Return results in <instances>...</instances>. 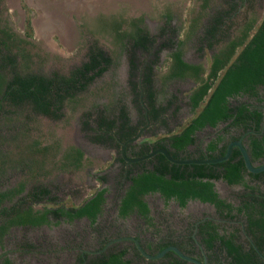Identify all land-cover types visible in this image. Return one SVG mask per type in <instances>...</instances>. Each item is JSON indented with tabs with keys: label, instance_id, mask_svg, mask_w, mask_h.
<instances>
[{
	"label": "trees",
	"instance_id": "1",
	"mask_svg": "<svg viewBox=\"0 0 264 264\" xmlns=\"http://www.w3.org/2000/svg\"><path fill=\"white\" fill-rule=\"evenodd\" d=\"M221 17L215 18L216 23H219ZM169 18L170 16L167 22ZM97 21L96 32L110 36L114 51H108L94 40L88 46L85 59L66 72L56 69L43 71L39 67L42 61L39 50H33L31 47L33 44L30 39L31 31L28 30L21 35L0 22L2 141H7L11 137L16 140L27 130L29 120L39 115L59 119L68 108L71 111L81 109L83 129L90 131L89 137L92 141L101 143L111 141L118 145L119 141L133 135L145 121L140 96L147 105L151 119L156 118L160 110L167 108L166 105L156 107L157 90L152 79L153 66L158 62L159 53L164 48L170 49L167 53L169 72L162 77L189 75L197 80L189 95L194 114L181 130L170 134L171 147L176 151L183 149L187 143L194 140L193 130L206 124L216 125L229 118L231 119L228 125L246 128L252 124L254 128H260L261 110L249 107L244 101L230 106L229 98L247 93L262 99L258 95L257 87L264 85V11L256 25L254 18L247 21L240 29V34L213 54L206 76L201 75L204 70L201 64H193L182 58L179 46L182 40L176 41L174 36L164 38V34L167 33L165 25H162L157 35L150 33L143 25L141 16L126 18L121 13H112L100 15ZM216 27L217 25L209 31L214 32ZM159 35L162 39L160 41L157 40ZM122 53L128 61L129 92L132 94L130 100L134 103L136 111L134 117L123 99V90L119 91L116 87V81L107 84L104 100L88 99L89 93L96 92L91 88L92 84L108 69L116 68ZM112 73L115 74L114 70ZM139 74L141 89L136 79ZM129 92L124 91V95H128ZM18 119H21L20 122ZM39 143L37 139L28 142L26 147L28 154H23L22 147L17 155L0 149V244L10 226L48 221V212L69 218L85 215L94 220L101 210L106 186L96 187L80 204L70 208L43 206L35 209L31 204L23 207L25 204L23 198L26 194L22 192L26 181L21 178L13 183L4 182L8 181L10 175L8 170L11 168L17 171L26 169L30 171L31 176L46 173L44 164L48 146H38ZM249 145L254 157L264 152V127L262 137L251 136ZM214 147L215 143L208 146L209 149ZM176 151H172L171 154L178 157ZM38 152L42 155L39 158L36 156ZM237 154L238 151L221 161L222 171L214 172L206 163H175L159 153L156 155L158 164H154L153 167L143 166L140 171L130 176V184L121 198L120 212L126 214L135 207L139 212L146 214L148 206L143 194L150 191H159L166 198L175 197L181 205L187 198H198L213 202L219 207L227 206L229 204L218 197L214 189V178L222 176L228 183L243 180L244 163L242 158L235 159ZM61 158V165L74 167L82 164L84 160L83 151L74 145L63 150ZM188 167H192V170L187 169ZM49 193L50 189L39 182L33 183L32 189L28 191L35 200ZM17 195L16 201L12 202ZM5 201L10 204L2 205ZM259 204L264 206V202ZM259 212L263 213V210ZM251 222L255 225L256 220ZM259 222L261 224V218ZM225 244L233 256H246L238 246L227 241ZM0 264H11V259L9 256H0ZM108 264L125 262L113 257L108 260Z\"/></svg>",
	"mask_w": 264,
	"mask_h": 264
},
{
	"label": "flooded vegetation",
	"instance_id": "2",
	"mask_svg": "<svg viewBox=\"0 0 264 264\" xmlns=\"http://www.w3.org/2000/svg\"><path fill=\"white\" fill-rule=\"evenodd\" d=\"M168 16L169 14L165 15L166 21L163 24L167 27L165 29L167 33L164 34V38L174 36V39L178 41L180 39L176 38L175 34L173 35L174 31L166 23ZM214 17L216 18L217 16ZM215 18L209 28H206L204 31V35L209 36V39H214L217 33V30L214 32L209 31L217 25ZM143 25L146 26L144 18ZM241 28L238 29L237 33L232 34L228 40L219 43L216 48L206 46L210 49L208 63L198 60L197 57H190L188 59L184 55L185 51L181 43L179 46L182 50V58L193 64H201L204 68L201 75L206 76L210 69L209 65L213 54L217 53L228 41L240 34ZM149 31L152 33L151 30ZM251 32L252 30H250ZM152 34L158 35L159 32ZM239 47L237 46V48ZM167 61V65L158 74L156 70L159 64L155 63L152 75L157 90L155 105L157 108L161 105H166L167 108L160 110L156 118L151 119L148 114L147 105L142 101V96H140V101L145 111V121L139 125L133 135L119 141L118 157L112 163L110 174L107 173L105 175L107 181L112 182L111 186L105 184V181L99 177L103 184L98 187L106 186V189L103 191L104 198L101 203V210L97 213L95 219L90 220L85 215L69 218L62 214L56 215L48 212V221L39 224L25 223L22 225H12L9 227L7 233L17 226L48 228L50 225L64 224L68 235L71 234L74 239L79 235L83 244L78 246L75 244L73 246L75 253L65 257L64 261L60 260L61 264H108V260L113 257L120 258L125 264H199L196 260L205 264H264V206L259 204L260 202H264V169L259 171L249 170L236 144L233 145L232 151L227 158L238 151L235 159L242 158L243 160V180L228 183L222 176L214 178V189L218 197L222 198L229 205L219 207L213 202L198 198H187L185 203L181 205L175 197L166 198L159 191H150L143 194V199L148 206L146 214L139 212L135 207L126 214L120 212L121 198L130 184V176L140 171L143 166L153 167L154 164H158L156 155L159 153L163 154V152L158 150L151 156L138 160L129 161L127 158L144 155L159 147H165L170 153L172 151L175 152L176 149L171 147L172 139L169 138L170 134L181 130L193 115L183 125H177L169 129L166 124H170V117H174V112L177 113V103H181L183 108L181 113L177 115V119L181 120L191 113L194 114L189 97L192 87L187 90L185 100L181 101L179 99L181 94L176 91V86L178 82L182 81H190L193 84L192 86H195L197 80L189 75L170 78L162 77L169 72V60ZM137 81L140 86V74L137 77ZM166 83L168 86L165 87ZM170 85H174V87H170ZM257 92L262 99L242 93L229 98V105H236L240 101H244L249 107H257V109L261 110L262 120L259 129L254 128L252 124L246 128L228 125L231 118L226 121H220L216 125L206 124L193 130L192 136L194 140L187 143L183 149L176 151L178 157L213 158L221 156L226 152L228 144L231 141L240 139L247 150L251 163L254 166L264 164V152L254 157L249 145L251 136L262 137L264 127V85H259ZM132 116L134 117V115ZM148 130L151 131L149 137L155 138L148 139L141 137ZM138 132H140L139 136L130 140ZM159 132L163 133L157 136ZM91 143L97 145L115 144L111 141L103 143L92 141ZM210 143H215L213 149L208 148ZM123 144L125 157L121 149ZM80 149L82 150L83 148L80 147ZM82 151L83 158L85 159L84 149ZM225 159L203 163L211 166L214 172H219L222 171L223 167L220 162ZM187 169L192 170V167H188ZM98 176L101 175H97L96 177L98 178ZM230 185L236 188L227 187ZM48 188L50 189V187ZM31 189L32 187L28 189L25 186L22 193L30 195L28 191ZM15 198H18V195ZM3 204H8V201L3 202ZM27 205L24 204L23 207ZM59 206L65 208L73 207L64 205L49 207L55 208ZM258 210H263V213H260ZM104 214L106 216L101 219V216ZM259 218H261V224ZM252 220H256L255 225L251 222ZM69 232L71 233L69 234ZM6 234L3 235V240ZM3 240L2 244H0V256H9ZM226 241L238 246L246 256H233L234 254L228 251V247L225 244ZM172 245L195 260L182 256L170 248ZM163 249L165 251L159 254ZM11 264H13L12 261Z\"/></svg>",
	"mask_w": 264,
	"mask_h": 264
},
{
	"label": "rangeland",
	"instance_id": "3",
	"mask_svg": "<svg viewBox=\"0 0 264 264\" xmlns=\"http://www.w3.org/2000/svg\"><path fill=\"white\" fill-rule=\"evenodd\" d=\"M263 11L264 0H1L0 22L21 35L31 31V47L39 50L42 57L39 67L43 71L56 69L66 72L85 59L88 46L94 40L108 51H114L110 36L96 32L100 15L121 13L126 18L141 16L145 19L147 28L152 33H158L166 21L165 15L169 14L168 27L174 31L176 38L182 40L184 55L188 59L197 57L198 60L208 63L210 49L207 47L216 48L219 43L237 33L251 18H255L256 25ZM214 16L222 17L217 23L214 39H209L204 31L212 24ZM48 18L51 22L47 28L43 26L42 20ZM159 36L158 41L162 40ZM167 53V48L159 53L157 74L167 65ZM127 62L125 54H120L116 68L108 69L92 84L91 88L96 92L89 93L88 99L104 100L107 84L116 81L119 91L123 90V99L131 114L135 115L134 103L130 100L132 94L129 92ZM113 70L115 74L112 73ZM192 85L190 81L178 82L176 91L181 94V101L185 100L187 90ZM124 91L130 95H124ZM176 106L177 113L174 112V117L169 119L170 124H166L169 129L183 125L193 115L191 113L181 120L177 119L183 108L181 103ZM80 110L71 111L66 108L65 114L59 119L39 115L28 121L27 130L16 140L13 137L7 141L0 139V149L15 155L21 147L23 154H28L27 144L34 139L40 141L38 146H48L44 164L46 173L31 176L26 169L8 170L9 179L4 184L23 178L28 189L35 182L50 187L48 196L44 195L38 200L31 195H24L25 204H31L35 209L56 205L75 206L103 184L99 177L111 186L112 182L107 181L105 175L110 174L112 163L118 157L119 147L116 144L91 143L90 131L83 129ZM20 120L18 119L19 122ZM149 131H145L141 137L155 138L149 137ZM162 133H157V136ZM70 145L84 149L85 159L77 167L60 164L63 150ZM36 156L39 158L42 155L38 152ZM97 175L101 176L97 178ZM227 187L236 188L231 185ZM105 216L102 215L101 219ZM3 241L13 264H61L60 260L64 261L65 257L75 253V244H83L79 235L76 239L71 234L68 235L66 226L61 223L48 228L13 227Z\"/></svg>",
	"mask_w": 264,
	"mask_h": 264
},
{
	"label": "water",
	"instance_id": "4",
	"mask_svg": "<svg viewBox=\"0 0 264 264\" xmlns=\"http://www.w3.org/2000/svg\"><path fill=\"white\" fill-rule=\"evenodd\" d=\"M139 133L138 132L135 136L131 137L130 140H133L135 138H137L139 136ZM236 144L238 145L241 153H242V156H243V159H244V162H245V165L246 167L249 169V170H252V171H259V170H262L264 169V164H261V165H258V166H254L251 161H250V158H249V155L247 153V150L245 149L243 143L241 142L240 139H237L235 141H231L229 144H228V147L226 149V152L221 155V156H217V157H213V158H181V157H175L173 156L169 150H167L165 147H159L157 149H154L144 155H141V156H138V157H134V158H127L129 161H132V160H138V159H142V158H146L148 156H151L153 153H155L156 151H161L163 152V154L165 155V157L172 161V162H175V163H203V162H215V161H220L222 159H225L227 158L231 151H232V147L233 145ZM122 153H123V156L125 157V153H124V144L122 145ZM170 248L174 249L176 252H178L179 254H181L182 256L186 257V258H190L192 260H195L193 258H191L190 256L184 254L182 251H180L176 246L172 245L170 246ZM167 249V248H165ZM165 249H163L159 254H162ZM199 264H205L201 261H198L196 260Z\"/></svg>",
	"mask_w": 264,
	"mask_h": 264
},
{
	"label": "bare ground",
	"instance_id": "5",
	"mask_svg": "<svg viewBox=\"0 0 264 264\" xmlns=\"http://www.w3.org/2000/svg\"><path fill=\"white\" fill-rule=\"evenodd\" d=\"M55 21H56V20H55ZM49 22H51V19H50V18H48V19H46V20H42L43 26H44V27H47V28H48V26H49Z\"/></svg>",
	"mask_w": 264,
	"mask_h": 264
}]
</instances>
